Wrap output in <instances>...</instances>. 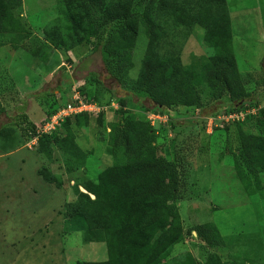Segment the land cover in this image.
<instances>
[{
  "label": "rangeland",
  "instance_id": "rangeland-1",
  "mask_svg": "<svg viewBox=\"0 0 264 264\" xmlns=\"http://www.w3.org/2000/svg\"><path fill=\"white\" fill-rule=\"evenodd\" d=\"M13 3L16 29L0 33V101L7 114L0 118V264L109 258L101 231L73 230L66 214L77 192L87 193L84 184L96 182L115 158L127 165L122 147L113 153L111 142L127 122L147 130L157 154L179 169L180 239L165 248L161 263L264 264V102H254L264 96V0H105L112 16L119 5H129L132 15L100 26L96 37L88 35L90 17L77 0ZM211 36L222 39L213 44ZM124 49L131 65L119 85L108 74L107 52ZM150 58L162 66L159 76L174 71L165 93L176 85L197 102L159 112L141 106L144 95L132 92ZM218 59L230 65L250 102L232 103L202 78L205 64ZM76 94L99 111L67 120L85 162L69 170L55 146L50 159L37 150V134ZM66 132L61 123L52 136ZM243 135L260 146L253 151L256 164L242 150ZM145 222L152 234L151 219ZM203 224L217 228L221 245L210 248L189 231Z\"/></svg>",
  "mask_w": 264,
  "mask_h": 264
},
{
  "label": "trees",
  "instance_id": "trees-1",
  "mask_svg": "<svg viewBox=\"0 0 264 264\" xmlns=\"http://www.w3.org/2000/svg\"><path fill=\"white\" fill-rule=\"evenodd\" d=\"M13 1L0 0V33L16 29L17 18ZM77 1L89 14L90 24L87 29L91 37L97 36L100 26L107 29L115 20L127 22L132 15L129 5H119L117 14L112 16L106 10L105 0ZM75 25L80 27V22L76 20ZM221 39L215 36L209 38L213 44H218L217 41ZM107 55L108 74L119 85H124L126 71L131 65L130 53L124 49L109 51ZM225 61L221 59L214 63L208 61L204 66L202 78L209 86L218 88L220 95L227 94L232 103L250 102L251 94L244 90L239 78ZM160 68L162 66L153 64L152 58L144 62L140 79L135 86L136 90L132 92L134 95L139 93L144 95V98H140L141 106L159 112L173 105H191L197 102L195 97L187 101L182 90L176 85L169 87L170 92L165 93L164 89L174 76V71L169 68L164 75L159 76ZM118 100L121 107H124L125 99L119 97ZM254 102H264V96L261 100L255 98ZM6 115L0 101V118ZM79 115L64 119L62 123L67 132L63 136H52L54 131L37 134V150L50 159L53 155L52 147L55 146L62 154L64 164L69 170H77L85 165L84 157L73 141L67 121ZM259 124L264 130V109L261 110ZM4 129H0V134ZM261 133L264 140V132ZM251 140H254L252 136L243 135L241 147L249 163L256 164L253 151L260 146L252 144ZM111 142L113 153L122 147L128 161L127 165H121L120 160L115 158L114 164L105 169L96 182L91 185L84 184L87 193L78 191L77 201L69 205L66 214L73 223V230L84 231L90 235H94L97 230L101 231L107 244L109 258L99 263L79 264H136L140 258H146L145 264H162L161 258L165 248L170 249L180 239L181 218L177 206L180 185L178 166L174 161L157 154L148 131L134 122H127L121 129H116ZM90 194L94 195L93 199L90 198ZM145 219L148 221L151 219L152 234H149L146 227L148 222H145ZM192 229L196 230L208 247L215 248L222 244V238L214 225L203 224L190 228L189 231ZM158 231L160 234L156 237ZM163 238H167L166 244H161ZM190 261V264H194L192 259ZM217 261L216 256L212 255L211 262Z\"/></svg>",
  "mask_w": 264,
  "mask_h": 264
},
{
  "label": "built area",
  "instance_id": "built-area-1",
  "mask_svg": "<svg viewBox=\"0 0 264 264\" xmlns=\"http://www.w3.org/2000/svg\"><path fill=\"white\" fill-rule=\"evenodd\" d=\"M99 108L95 102L85 100L83 97L76 94L70 102L63 104L56 113L52 114L43 125L39 128L41 133H51L57 129V126L61 124L65 118L82 113H94L98 112ZM238 114H241L240 112ZM237 114V115H238ZM236 116L230 115V118Z\"/></svg>",
  "mask_w": 264,
  "mask_h": 264
}]
</instances>
